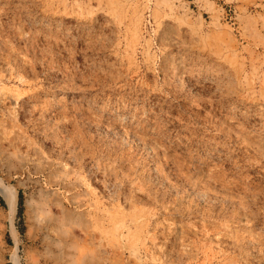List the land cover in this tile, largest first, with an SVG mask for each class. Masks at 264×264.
I'll use <instances>...</instances> for the list:
<instances>
[{
    "label": "rangeland",
    "instance_id": "1",
    "mask_svg": "<svg viewBox=\"0 0 264 264\" xmlns=\"http://www.w3.org/2000/svg\"><path fill=\"white\" fill-rule=\"evenodd\" d=\"M0 181V264H264V0H0Z\"/></svg>",
    "mask_w": 264,
    "mask_h": 264
},
{
    "label": "bare ground",
    "instance_id": "2",
    "mask_svg": "<svg viewBox=\"0 0 264 264\" xmlns=\"http://www.w3.org/2000/svg\"><path fill=\"white\" fill-rule=\"evenodd\" d=\"M0 196L3 198L6 208L7 215L5 217L14 218L17 206V195L16 192L6 186L0 181ZM14 232V230H13ZM41 232V243L45 251H49L53 247H58L61 243L60 232L58 227L50 221H43L39 227V233Z\"/></svg>",
    "mask_w": 264,
    "mask_h": 264
},
{
    "label": "trees",
    "instance_id": "3",
    "mask_svg": "<svg viewBox=\"0 0 264 264\" xmlns=\"http://www.w3.org/2000/svg\"><path fill=\"white\" fill-rule=\"evenodd\" d=\"M21 205H22V197L19 194L18 196V205H17V216L19 217L20 213H21Z\"/></svg>",
    "mask_w": 264,
    "mask_h": 264
}]
</instances>
